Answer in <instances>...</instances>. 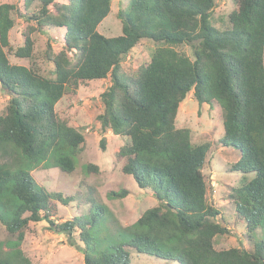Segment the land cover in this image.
<instances>
[{
  "label": "trees",
  "instance_id": "1",
  "mask_svg": "<svg viewBox=\"0 0 264 264\" xmlns=\"http://www.w3.org/2000/svg\"><path fill=\"white\" fill-rule=\"evenodd\" d=\"M232 1L230 26L220 30L211 21L215 0H128L116 11L121 33L112 37L97 31L112 0L0 3V87L6 85L10 95L0 114V223L15 237L0 241V264H31L18 245L29 223L42 220L80 248L83 264H131L130 248L178 264H264V0ZM12 11L31 22L15 57H31L32 33L63 30L60 48L47 43L43 52L50 76L6 56ZM141 40L154 44L150 60L126 71L124 57ZM181 45L191 47L192 58L177 49ZM101 79L109 85L100 94V134L110 130L129 139L117 151L125 158L121 171L150 188L157 201L118 229L99 203L68 220L52 219V200L70 198L48 191L31 174L39 165L75 169L84 136L55 105L80 82ZM189 91L199 105L216 102L221 108L219 142L238 151L231 167L242 174L233 194L235 217L252 250L214 246L216 236L231 231L206 200L202 170L210 145L193 143L190 129L174 122ZM99 142L104 149L105 136ZM82 167L97 171L91 163Z\"/></svg>",
  "mask_w": 264,
  "mask_h": 264
},
{
  "label": "rangeland",
  "instance_id": "2",
  "mask_svg": "<svg viewBox=\"0 0 264 264\" xmlns=\"http://www.w3.org/2000/svg\"><path fill=\"white\" fill-rule=\"evenodd\" d=\"M16 1L22 6V0H0V3ZM62 1V0H57ZM128 0H112L110 12L97 25V31L107 37L121 33V23L116 17L119 7H124ZM216 7L211 21L218 29L230 26L228 13L232 9V0H215ZM14 24L9 31L10 48L5 49L9 61L13 64L33 66L42 74L50 76L51 66L45 61L43 52L49 43L54 49H59L62 42L63 30L51 28L44 32H34V46L31 57L18 58L13 56L18 46L23 45V32L27 22L17 14L11 13ZM154 44L149 40H141L124 57L123 67L126 71H134L141 64L150 60ZM179 51L192 58L189 45L178 46ZM264 61V60H263ZM109 85L108 79L90 82H80L77 88L66 92L56 103L57 113L67 123L83 133L84 143L76 156V167L70 173L61 171L58 167L39 165L31 171L35 181L48 191L59 192L63 197L70 198L66 203L52 200L53 211L51 218L57 222L68 220L75 215L87 213L92 203L105 205L113 215L112 226L115 228L131 225L145 209L156 205L150 188H140L131 175L121 171L125 158L118 155L119 148L128 143L125 136L113 134L110 130L100 134L99 122L96 116L102 112L103 103L101 92ZM10 95L6 88L0 87V114L4 112ZM177 127H186L191 131V141L195 144L207 142L210 147L206 154L203 174L206 182V200L218 208L220 216L225 220L231 233L215 237L216 249L228 247H243L252 250V241L246 236V230L236 216L234 189L239 185L241 173L232 169V164L239 158L238 151L233 147H222L219 139L223 135L221 108L216 102L199 105L189 91L180 102L175 118ZM105 136V147L101 149L100 138ZM91 163L97 171L89 173L82 167ZM252 173L245 174L246 179ZM127 190L123 197H108L109 191ZM44 220L30 222L25 229L23 240L18 247L27 256L31 264H83V254L63 233H55L48 228ZM262 231L257 229V239H261ZM0 241H15L5 227L0 223ZM131 264H178L154 255L137 253L129 249Z\"/></svg>",
  "mask_w": 264,
  "mask_h": 264
},
{
  "label": "water",
  "instance_id": "3",
  "mask_svg": "<svg viewBox=\"0 0 264 264\" xmlns=\"http://www.w3.org/2000/svg\"><path fill=\"white\" fill-rule=\"evenodd\" d=\"M5 86H6V85H4V84H1V87H3V88H6Z\"/></svg>",
  "mask_w": 264,
  "mask_h": 264
}]
</instances>
